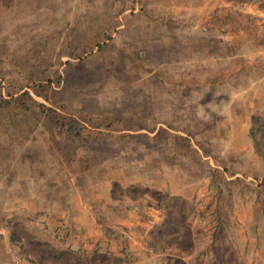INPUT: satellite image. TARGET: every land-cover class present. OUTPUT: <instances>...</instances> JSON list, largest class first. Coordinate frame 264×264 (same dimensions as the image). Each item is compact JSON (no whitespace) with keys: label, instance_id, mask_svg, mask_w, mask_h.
<instances>
[{"label":"rangeland","instance_id":"rangeland-1","mask_svg":"<svg viewBox=\"0 0 264 264\" xmlns=\"http://www.w3.org/2000/svg\"><path fill=\"white\" fill-rule=\"evenodd\" d=\"M5 211L0 264H264V0H0Z\"/></svg>","mask_w":264,"mask_h":264},{"label":"crops","instance_id":"crops-1","mask_svg":"<svg viewBox=\"0 0 264 264\" xmlns=\"http://www.w3.org/2000/svg\"><path fill=\"white\" fill-rule=\"evenodd\" d=\"M198 63H201V61H198ZM76 198V197H75ZM68 207V206H67ZM21 209V210H20ZM19 210L20 211H17V213H19L20 212V214H22V213H29V211L31 212V213H33L34 211L33 210H30L31 209V207L28 205V207L27 208H20ZM62 210H60V211H57V212H59V217L58 218H62V217H65V218H68V216L70 215L69 214V212H67L66 210H64L63 208H61ZM50 209L48 208L47 209V212L49 211ZM46 211V209L45 210H43V212H45ZM22 212V213H21ZM41 212V211H40ZM56 212V213H57ZM67 215V216H66ZM12 216V213H11V211H5V212H3V213H1L0 214V233L1 232H6V230H5V227H4V225L2 224V223H4V222H6V219H8V218H10V217ZM48 216V217H47ZM47 217V218H46ZM56 217V215H52L51 216V214H47V215H44V218H45V220H47V221H49L50 219H52V218H55ZM53 221V223H49V226H48V222H47V227H48V229L52 232V231H54V232H57V235H56V237L57 236H59V235H61V234H63V231H61L60 229H58V226H62V224H63V222H58V221H56V220H52ZM56 221V222H55ZM71 220H70V218H69V220L67 221V225L65 224V226H62L63 228H67V232H69V231H71L70 229H72L71 228V226H72V224H71V222H70ZM71 233H72V231H71ZM69 234V235H65V237H64V239H65V244L63 245V249H65L64 251H68L69 249H70V247L72 246V245H74V244H76V238L79 240V239H81V238H78V236H73L72 234ZM4 241H6V238L4 237ZM92 239H93V237L91 236V237H87V236H85V238H82V240H79V241H81V243L82 244H85L86 246H87V244L89 243V242H91L92 241ZM0 243L2 244V246H3V243H2V241L0 240ZM72 244V245H71ZM72 249V248H71ZM69 252V251H68Z\"/></svg>","mask_w":264,"mask_h":264},{"label":"built area","instance_id":"built-area-1","mask_svg":"<svg viewBox=\"0 0 264 264\" xmlns=\"http://www.w3.org/2000/svg\"><path fill=\"white\" fill-rule=\"evenodd\" d=\"M9 253H10L9 255H10V259H11L12 263H14V264L20 263V260L16 254L10 252V250H9Z\"/></svg>","mask_w":264,"mask_h":264},{"label":"trees","instance_id":"trees-1","mask_svg":"<svg viewBox=\"0 0 264 264\" xmlns=\"http://www.w3.org/2000/svg\"><path fill=\"white\" fill-rule=\"evenodd\" d=\"M109 39H110V38H109ZM98 47H99V49L101 48V46H99V44H98ZM48 81H50V80H48ZM41 113H44L46 116H48V117L54 122V120H53V118H52V117H53V112H50V111H47V112H46V111L44 110V111L41 112ZM46 116H45V117H46ZM48 117H47V118H48Z\"/></svg>","mask_w":264,"mask_h":264}]
</instances>
